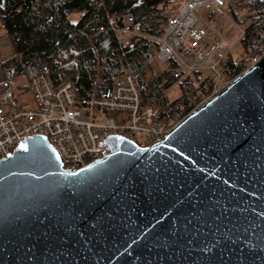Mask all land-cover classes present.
<instances>
[{
    "label": "water",
    "instance_id": "1",
    "mask_svg": "<svg viewBox=\"0 0 264 264\" xmlns=\"http://www.w3.org/2000/svg\"><path fill=\"white\" fill-rule=\"evenodd\" d=\"M112 139L78 168L44 135L0 159V264H264V57L151 146Z\"/></svg>",
    "mask_w": 264,
    "mask_h": 264
},
{
    "label": "trees",
    "instance_id": "2",
    "mask_svg": "<svg viewBox=\"0 0 264 264\" xmlns=\"http://www.w3.org/2000/svg\"><path fill=\"white\" fill-rule=\"evenodd\" d=\"M4 1L2 8L0 0V23L15 56L2 64L5 81L0 92L11 88L15 75L27 72L29 82L41 74L57 85L71 81L77 98L84 100L109 92L122 76L131 74L142 93V108L152 107L154 123L167 131L213 94L212 74L196 72L182 78L184 72L176 63H166L162 70L164 63L158 59L154 38L163 34L175 12L172 6L178 7L181 0ZM227 10L245 35L241 55H230L223 63L224 82L248 69L264 44V0H227ZM73 14L81 16L74 22ZM128 14L139 35L122 46L120 31ZM175 85L180 96L170 100L167 91Z\"/></svg>",
    "mask_w": 264,
    "mask_h": 264
},
{
    "label": "built area",
    "instance_id": "3",
    "mask_svg": "<svg viewBox=\"0 0 264 264\" xmlns=\"http://www.w3.org/2000/svg\"><path fill=\"white\" fill-rule=\"evenodd\" d=\"M227 10V0H181L169 18L158 42V59L174 62L185 74L209 71L215 81L213 95L224 82L223 63L240 45L245 35ZM228 19L233 29L241 27L236 38L220 25ZM223 24V23H222ZM135 20L126 15L119 43L125 46L133 36ZM103 30V28H101ZM264 57V44L253 64ZM34 104L17 108L0 105V159L12 154L27 137L44 135L53 144L64 164H86L118 150L113 136H122L141 147L151 146L168 132L154 123L155 110L142 108L141 90L131 74L122 76L109 91L79 100L71 81L57 85L41 74L29 82ZM109 112L117 116H109Z\"/></svg>",
    "mask_w": 264,
    "mask_h": 264
},
{
    "label": "crops",
    "instance_id": "4",
    "mask_svg": "<svg viewBox=\"0 0 264 264\" xmlns=\"http://www.w3.org/2000/svg\"><path fill=\"white\" fill-rule=\"evenodd\" d=\"M15 56V48L9 35L6 34L5 27L0 23V84L5 81L4 71L2 64L7 60ZM26 84V83H25ZM29 82L26 84V91H29ZM16 90V91H15ZM5 92V93H4ZM12 97L9 96V92L4 90L0 92V105L13 106L17 108L29 107L34 104L32 95L30 100L27 98V93L22 89H14L11 92Z\"/></svg>",
    "mask_w": 264,
    "mask_h": 264
},
{
    "label": "rangeland",
    "instance_id": "5",
    "mask_svg": "<svg viewBox=\"0 0 264 264\" xmlns=\"http://www.w3.org/2000/svg\"><path fill=\"white\" fill-rule=\"evenodd\" d=\"M172 11H175L176 8H177V5L175 6H172ZM227 11V10H226ZM229 13V12H228ZM81 16V14H73L70 18L72 21H77V19ZM231 16V15H230ZM233 19V18H232ZM223 23V24H222ZM222 23L220 21V25H221V28H222V25L224 26V30L225 29H228L231 31V38H236L240 32H241V27H236L233 29V25L231 24V22L226 19V18H223L222 19ZM241 47L240 45H238V47L235 49V51L232 53V56L238 58L240 55H241ZM166 69V64H163L162 65V70H165ZM178 73H180V71L178 70ZM182 73V72H181ZM205 73H209L211 74L209 71H205ZM204 73V74H205ZM28 73L25 72L23 75H15L13 78H12V86L11 88L7 89V91L9 92V96L12 97V94L11 92H13L14 89H22L24 90V92H26L27 94V98L28 100H30V97H31V92H30V89L29 91H26V84L29 82L28 80ZM186 75L188 74H182V78H184ZM26 83V84H25ZM226 83V81H225ZM16 91V90H15ZM167 95L168 97L170 98V100H174V99H177L179 96H180V91H179V88L177 85H175L173 88H171L170 90L167 91Z\"/></svg>",
    "mask_w": 264,
    "mask_h": 264
}]
</instances>
